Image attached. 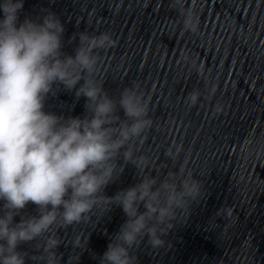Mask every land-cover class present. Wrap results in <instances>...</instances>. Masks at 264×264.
I'll use <instances>...</instances> for the list:
<instances>
[{
    "label": "water",
    "instance_id": "water-1",
    "mask_svg": "<svg viewBox=\"0 0 264 264\" xmlns=\"http://www.w3.org/2000/svg\"><path fill=\"white\" fill-rule=\"evenodd\" d=\"M169 5L170 0H24L19 18L57 13L67 54H74L80 32L109 33L117 43L100 50L96 78L112 95L136 86L148 101L153 123L134 145L135 154L147 158L144 173L164 178L183 169L204 185L203 199L192 205L186 223L182 219L168 233L164 248L153 250L145 237L134 249L138 264H264V0H187L199 19L195 34L183 30ZM194 91L195 104L189 100ZM84 105L85 98L61 88L46 109L83 116ZM177 148L170 158L168 150ZM139 179L127 164L105 194ZM223 206L233 210L228 220L216 215ZM26 212L36 214L35 206ZM125 220L113 206L106 214L97 210L86 223L61 228V264H75L78 252L70 244L77 235L88 237L86 248L77 250L78 264H99ZM21 250L31 255L29 245Z\"/></svg>",
    "mask_w": 264,
    "mask_h": 264
},
{
    "label": "clouds",
    "instance_id": "clouds-1",
    "mask_svg": "<svg viewBox=\"0 0 264 264\" xmlns=\"http://www.w3.org/2000/svg\"><path fill=\"white\" fill-rule=\"evenodd\" d=\"M186 4L170 0L169 6L182 18L183 30L195 34L198 15ZM23 9L24 0L0 2V264H61L59 230L113 206L126 220L99 264H138L134 249L145 237L153 250L164 248L168 233L182 219L186 223L192 205L203 199L204 185L183 169L164 178L144 173L147 158L137 156L134 145L153 123L148 101L136 86L112 95L96 78L100 50L117 43L109 33L80 32L74 54H67L59 15L47 10L21 21ZM61 88L85 98L83 116L46 109ZM198 97V91L189 94L193 104ZM179 151L169 149L168 156ZM127 164L135 167L139 182L107 196L105 189ZM30 204L34 215L26 212ZM232 212L223 206L216 215L228 220ZM87 240L79 235L71 240L75 264ZM22 245L30 246L31 255Z\"/></svg>",
    "mask_w": 264,
    "mask_h": 264
}]
</instances>
